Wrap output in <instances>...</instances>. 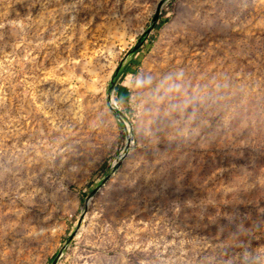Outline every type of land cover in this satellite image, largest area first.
Masks as SVG:
<instances>
[{"label": "rangeland", "instance_id": "374dc122", "mask_svg": "<svg viewBox=\"0 0 264 264\" xmlns=\"http://www.w3.org/2000/svg\"><path fill=\"white\" fill-rule=\"evenodd\" d=\"M159 1L0 0V264H264V0Z\"/></svg>", "mask_w": 264, "mask_h": 264}, {"label": "water", "instance_id": "95a60500", "mask_svg": "<svg viewBox=\"0 0 264 264\" xmlns=\"http://www.w3.org/2000/svg\"><path fill=\"white\" fill-rule=\"evenodd\" d=\"M164 0H161V1H159V3L157 4V8H156V13H155V20H157L158 18H159V15H160V11H161V9H162V7H163V5H164ZM120 161H123V158H121L118 162H120ZM88 204V203H87ZM53 264H57V260H55L54 262H53Z\"/></svg>", "mask_w": 264, "mask_h": 264}, {"label": "trees", "instance_id": "16d2710c", "mask_svg": "<svg viewBox=\"0 0 264 264\" xmlns=\"http://www.w3.org/2000/svg\"><path fill=\"white\" fill-rule=\"evenodd\" d=\"M143 41H144V39L142 38V39L140 40V44H142ZM120 71H121V70H119V72L115 75V78H117V76L119 75ZM127 71H128V68H126V69L123 71V74H126Z\"/></svg>", "mask_w": 264, "mask_h": 264}, {"label": "built area", "instance_id": "2783aa9c", "mask_svg": "<svg viewBox=\"0 0 264 264\" xmlns=\"http://www.w3.org/2000/svg\"><path fill=\"white\" fill-rule=\"evenodd\" d=\"M113 104H114V108H117V103L116 102H113Z\"/></svg>", "mask_w": 264, "mask_h": 264}]
</instances>
